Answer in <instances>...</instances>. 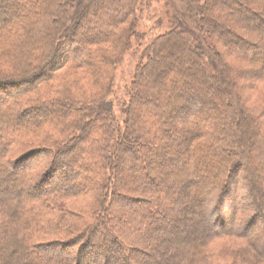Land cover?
<instances>
[{"label":"trees","instance_id":"16d2710c","mask_svg":"<svg viewBox=\"0 0 264 264\" xmlns=\"http://www.w3.org/2000/svg\"><path fill=\"white\" fill-rule=\"evenodd\" d=\"M142 4L0 0V264H134L143 233L185 230L159 264H210L216 241L231 264H264V0H164L119 118Z\"/></svg>","mask_w":264,"mask_h":264},{"label":"rangeland","instance_id":"374dc122","mask_svg":"<svg viewBox=\"0 0 264 264\" xmlns=\"http://www.w3.org/2000/svg\"><path fill=\"white\" fill-rule=\"evenodd\" d=\"M239 0H237L238 2ZM252 6V5H251ZM254 7L252 6V9ZM164 0H143V4L140 8L139 14H138V25H137V29L139 32V37H135L132 38V46L131 48L122 56L121 61L119 62V64L116 66L115 68V75H114V82H113V87H112V93H111V99L113 100L114 103V112L116 113V115L121 118V111H120V106L121 104L126 100V90L129 87L130 82L132 81V76L135 70V66L136 63L139 61L140 58V54H141V50H142V46L145 45L149 40L153 39L156 35H158L159 33H162L166 30L167 27V19L164 16ZM257 11V9H254ZM260 14L263 15V13L261 11ZM88 20V16H86V18H83V21ZM228 27L232 28V24L228 22H226ZM103 24V27L108 26L107 22H103L101 23ZM106 29V28H104ZM84 40V39H82ZM77 41V35L75 36V42ZM261 57H259L260 59ZM263 89L264 86H261ZM44 113V112H43ZM30 119V118H29ZM74 150V148H73ZM72 150V151H73ZM44 156V155H43ZM167 162V161H166ZM169 164L165 163V167H168ZM64 167V166H63ZM45 168V167H44ZM64 169V168H62ZM158 168L157 166L155 168H153V172H157ZM126 178V177H125ZM249 180L251 178H248ZM129 176L128 178L125 179V182H129ZM247 182V180L244 179V183ZM251 182H253L256 185H260L259 181H257L256 179H251ZM4 182H1V185ZM243 183V184H244ZM6 187H8V184L6 185ZM196 187H199L198 191H202V188H204L203 186H198L196 185ZM195 187V188H196ZM5 193L6 189L4 190L3 188H1ZM193 195V196H192ZM195 193L194 191H191L190 193L184 194V196H182V202L183 203H188L191 201L192 197H194ZM203 197V195H202ZM81 200V203H85L84 205H89L90 204V200L89 199H84ZM238 203L239 204H244L248 202L247 197L245 196V193L243 191H240L239 193V197H238ZM204 202V201H202ZM118 206L120 207V209L123 210H128V206H126V201L125 200H118L117 201ZM124 205V206H123ZM177 205L179 206V204L177 203ZM200 208L203 209L202 206H200ZM75 210V209H74ZM246 210L250 211L252 210L251 207H246ZM193 211V210H191ZM134 215L137 214V211L132 212ZM192 212H189V214ZM193 216V213L191 214ZM176 216L181 217L179 214H176ZM190 219V218H189ZM89 220V219H88ZM182 226L185 227L186 224V229L189 230L190 232H192L193 225L189 222L185 220V224L183 225L181 222L179 223ZM135 227L138 226L136 224H134ZM238 225V221H236L235 226ZM167 226V225H165ZM262 227V221H258L257 223H255V227L251 230L254 235L253 236H257L255 238V241L259 240V237L261 235H259V231ZM186 231V230H185ZM185 231L183 232H152L150 234H147V232L142 235H144L145 237H149V242L152 243V247H157V250H159L160 252L157 254L152 255V253L150 252V245L148 244L149 242L146 240L140 241L137 245L139 247L142 248V253L141 254H136V255H132L131 253V258L134 262V264H159L160 262V258H161V254L164 252V254L168 253V246L165 247H161V240L163 238H169V237H175V236H182V241H185L187 239V235L185 236L184 234L186 233ZM204 230H200V228H198L196 230V235H202ZM76 232V231H75ZM81 232H84V230ZM53 236H55V234H53ZM143 236V237H144ZM126 242L131 245V240H129V238H125ZM229 241H235L236 243L238 242L237 240H233V239H229ZM127 244V245H128ZM225 247V245H222L219 243V241H216L215 244L211 247L212 252H215L214 257H212V259H210L208 262L210 264H231L232 259L230 257H224L222 258L221 254L223 252V248ZM226 247H228V245H226ZM76 249V244L74 245H70L67 246L65 249L63 250H57L55 255L57 258H61L62 260L66 261L67 263L70 262L71 259V255L73 254L74 250ZM162 249V250H161ZM7 250H10V246L7 248ZM6 250V251H7ZM96 248L93 246L90 249V252L88 253V255L92 254L91 256L94 255V257L97 256L95 251ZM130 250V249H129ZM147 252L148 255L146 256H142ZM2 253V252H1ZM150 253V254H149ZM93 264H99L97 258L96 261L93 262Z\"/></svg>","mask_w":264,"mask_h":264},{"label":"bare ground","instance_id":"6f19581e","mask_svg":"<svg viewBox=\"0 0 264 264\" xmlns=\"http://www.w3.org/2000/svg\"><path fill=\"white\" fill-rule=\"evenodd\" d=\"M133 251H134V255H136L138 250L134 247Z\"/></svg>","mask_w":264,"mask_h":264}]
</instances>
